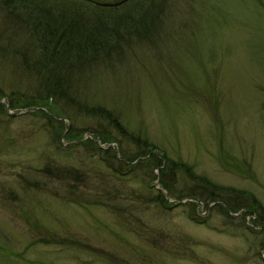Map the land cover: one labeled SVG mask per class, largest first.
<instances>
[{
	"label": "rangeland",
	"instance_id": "obj_1",
	"mask_svg": "<svg viewBox=\"0 0 264 264\" xmlns=\"http://www.w3.org/2000/svg\"><path fill=\"white\" fill-rule=\"evenodd\" d=\"M166 8L157 41L132 44L71 82L75 100L103 106L154 145L161 164L151 169L141 162L149 153L120 164L141 143L64 96L49 108L11 107L36 83L11 44L22 43V28L0 22V264H264V0ZM71 127L80 144L63 139ZM97 132L114 139L99 144ZM161 154L248 190L259 206L239 204L228 216L226 197L205 198L183 168L159 174ZM46 235L68 245L36 242Z\"/></svg>",
	"mask_w": 264,
	"mask_h": 264
},
{
	"label": "trees",
	"instance_id": "obj_2",
	"mask_svg": "<svg viewBox=\"0 0 264 264\" xmlns=\"http://www.w3.org/2000/svg\"><path fill=\"white\" fill-rule=\"evenodd\" d=\"M167 2L168 0H0L1 24L6 25L11 20L14 26L23 30L24 40L20 45L10 39L9 41L20 59V66L36 83L28 90L29 94H24V98L18 97L16 100L19 103H11V107L31 109L36 105H46L49 108L55 103L51 100L64 96V100L69 101L71 105L74 103L78 108L86 109L91 116L101 117L106 125L109 124L118 134L135 137L136 142L141 143L134 153L129 154L128 150L124 149L121 160L118 161L120 164L126 165L136 156L149 153L150 155L141 161L144 167L151 169L160 165L161 160L150 153L155 149L153 144L139 136L130 135L119 123L116 115L103 106H86L75 100L71 82L73 79L82 80L85 76L92 77L94 72L91 75L86 74L87 70L99 61L122 59L124 52L130 51L132 44L149 42L152 38L157 41L164 31L161 25ZM97 134L102 142L114 139L105 132ZM62 137L70 144H80V135L73 127L69 131L66 130ZM160 157L165 158L166 165L164 169H159V174L166 169L168 175H172L176 168H183L196 186L203 190L200 194L205 198L226 197L222 205L227 211H236L239 204L259 206L248 190L215 183L203 175L194 174L190 167L182 162L166 158L162 154ZM43 170L49 173L59 172L61 175L65 173L68 177L73 176L75 180L80 179V174L77 175L68 169L62 170L59 166H44ZM159 179L162 187L172 189L170 180L163 177ZM30 184L37 186L35 181ZM100 196L102 195L90 196L89 199L101 201ZM162 197L161 193L157 192L156 198L159 201L163 200ZM31 220L36 223L33 218ZM37 239L36 242L43 245H68L67 239L64 244V239L51 235Z\"/></svg>",
	"mask_w": 264,
	"mask_h": 264
}]
</instances>
